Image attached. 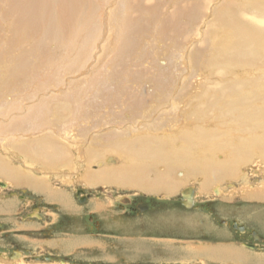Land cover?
Returning a JSON list of instances; mask_svg holds the SVG:
<instances>
[{"label":"rangeland","instance_id":"1","mask_svg":"<svg viewBox=\"0 0 264 264\" xmlns=\"http://www.w3.org/2000/svg\"><path fill=\"white\" fill-rule=\"evenodd\" d=\"M134 1L136 0L107 1L99 13L101 16L99 15L98 22H101L97 24L96 29L88 36L78 38L76 42L79 46L76 48L74 66L76 72L73 74H65L64 69L57 62L41 63L39 66V61L37 63L39 68L32 74L33 76L26 79L25 75L22 77L18 75L19 80H24L22 84L20 83V89L13 90L16 85L10 82L8 76L6 77L0 63V157L9 166L18 167L23 174L27 173V177L31 175L48 179L51 187V192L33 189L0 176V264H138L131 260L133 257L130 256L128 249L130 238L140 242L143 250L149 248L151 252L153 250L163 252L167 249L165 258H172L167 264H239L232 260L219 262L192 257L187 259V262H180L173 258L179 246H193L191 248L193 250L204 242H212L213 245L220 242L222 247L230 243L235 246L242 244L248 257L243 261L239 255L242 264H264V143L259 144L264 142V124L259 123L254 131L249 122H246V117L239 121V115L244 110L247 113H254L257 109L264 108V61L258 59L259 61L256 60L254 64H247V59L242 60L238 57L232 61L233 67L225 70L222 66L224 59L232 52L238 51L240 46L234 47L232 52L230 48H227L226 53L225 50H221L217 58L210 51L211 45L206 48L207 43L211 44L213 39L215 42L217 40L212 36V39L210 38L208 30L211 24L219 25L218 19L214 18L219 10L237 12L241 24L251 19L249 12L248 14L245 12L246 1L197 0L200 13L193 15L194 18L190 14L184 17L185 20L180 22L181 29L176 32L170 29L171 24L159 31L156 23H151L148 17L145 19L140 16L138 8L141 5L144 9L142 5L144 2L148 11L157 9L161 18L172 15L173 19L171 13L175 11L174 5L178 6L183 1L180 0L176 4L173 0H137L140 3L136 1L137 9H134L133 17L130 15L128 17H137L140 23L143 21L141 25L144 27V32L137 34L141 42L139 47L133 43V53L125 57L115 39L118 36V22L122 17L120 11L116 9L120 8V4L127 5L129 2L131 5ZM184 2L190 4L191 0ZM95 4H97L96 0H94ZM1 13L0 7V16ZM174 21L177 23V18ZM8 40L13 41L11 31L4 33L0 25L1 57L4 52L3 42ZM72 45L67 46V49ZM5 49L7 51L5 58L10 54L18 53L10 47ZM68 51L61 50L62 64H68L65 68L67 72L72 66L70 61L67 62V57L70 59ZM114 54L115 64L109 65L108 59L111 61ZM134 55L138 57L137 60ZM79 62L80 65L76 66ZM106 70L116 74L121 84L124 80L125 82L128 80L127 84L120 85L121 94L111 96L109 93L112 89L110 88V92L107 88L102 99L93 96L92 92L83 95L82 98L79 97L80 93L73 95L79 88L74 85L75 83L83 78H95L99 71ZM225 71L229 73L224 74ZM102 83L105 85L104 82ZM37 85L48 88L45 94L40 93L41 97L56 99L49 101L51 109L56 105L54 102L70 103L80 98L84 102V109L94 114L90 118L89 127L86 122L75 119V123L79 122L82 125L77 124L70 130L71 134L65 137L64 142H70L69 149L74 148L72 150L74 170L47 174L40 171L41 168L38 170L36 166L26 164V155L15 152L10 148L11 144H7V141L13 143L14 139L29 142L37 137L33 136L36 131L32 128L33 125L21 129V134L7 126L11 118L16 117V120H20L26 115V112H23L25 107L16 113L11 109L19 108L20 105L17 107L20 103L19 98H33ZM231 86H236L235 94H241L242 100H235L238 106L228 107L222 99H226L225 93L230 94L227 92ZM220 88L224 90H219ZM107 92L109 93L106 95ZM221 95L223 98L217 99L219 102L217 108L212 106L213 98L216 96L220 98ZM157 99H166L165 105L158 107L155 101ZM30 104L26 102V107ZM240 104L245 107H240ZM8 112H11L10 115L7 114ZM160 115L166 117L161 125L157 123ZM146 118L149 120L145 121ZM146 125L150 127L148 126L149 131H144V134L152 132L151 128L161 132L163 125V129L170 134L178 129L212 132L218 136L216 142L218 141L219 144L229 140V145L233 143L232 147H234L237 146L235 143L244 141V144L250 148L247 152L245 150L241 152L243 153L241 158V154L231 152L229 145L230 149H220L214 145L216 151L212 155L213 162L221 164L231 159L229 165L233 172L231 175L226 173L225 176L213 178L208 182L204 175L201 176L200 172L192 173L188 166L171 167L172 177L177 185L173 191L168 192L169 194L159 188L156 192H146L136 187H124L120 183L104 184L100 179L92 182L85 178L106 167L127 165L116 154L110 153L104 155L114 158L116 162L107 163L100 159L89 163L83 157L85 151L93 152L100 145L111 146L116 133L122 134L124 130L125 133L128 131L137 133ZM75 132L82 134L83 137L73 138L77 135ZM226 133H228L227 138H225ZM258 145L261 147L259 148ZM200 146L203 147L204 144ZM245 156L248 158L246 159ZM164 168L163 164L159 167L155 166L151 169V173H161ZM188 198L192 202L187 206ZM100 200L104 206L95 205V202L100 203ZM201 225L208 228L205 233L201 231ZM241 227L244 231L238 230ZM129 233L131 234L128 235ZM253 233L258 238V240L253 238L255 244L244 243L249 240V235L253 237ZM121 245L124 247L123 251L118 249ZM247 245L255 247L251 249ZM179 253L182 255L187 253V257L196 254V252H178V256ZM210 253L218 254V252ZM120 256L122 259L119 261ZM141 264L155 263L152 261Z\"/></svg>","mask_w":264,"mask_h":264},{"label":"bare ground","instance_id":"2","mask_svg":"<svg viewBox=\"0 0 264 264\" xmlns=\"http://www.w3.org/2000/svg\"><path fill=\"white\" fill-rule=\"evenodd\" d=\"M107 1L109 2V0H100V1L96 0L97 4L94 5V0H86V1L84 0H0L1 2L0 7L2 10L0 16V25L4 33L11 31V39H13V41L11 42L10 40L3 42L4 52L2 57L0 55L1 58L0 63L4 73L6 74V77L8 76L9 79H11L10 82L16 85V88H13V90L20 89L19 86H21V84L23 83L22 81L24 79L22 81L19 80L18 75L20 77L25 75L24 78L26 77V79L30 78V76L39 68V66H41L40 65L41 63L57 62L64 69L65 74L67 73L73 74L74 72H76L75 70L76 67H74L76 61V51H77L76 48L79 46V44H77L76 42H78V38L81 39L85 35L88 36V34L91 31L96 29L97 24L101 22V21L98 22V20H100L99 13L101 12L102 7L105 6ZM136 1H134V3L131 5H129V2L127 5L120 4L121 5V6L119 5L120 8H118L119 6H117L118 9H116L118 12L120 11L122 17H120L121 20H119L118 22L119 30L118 31L116 30L118 32V36L116 35L117 37L115 39L118 42L119 48L123 50L125 57L126 55L127 57L131 56V54L133 53V49H132L133 43L136 44L137 47H139L138 45L141 44V42H140V37L137 34L144 32L143 29L144 27H142L141 25L143 21L140 23L139 18L128 17V15L132 16L133 12H135L134 9L136 8V3L137 2L140 3V1L137 2ZM178 1L180 2V0H173L174 3ZM181 1L184 2L186 0H181ZM245 1H246L245 12L247 14L249 12V15L251 17V19L248 22L241 24L242 21L238 18L239 15L237 14V12H231V10L225 11L224 9V10H219L218 12L216 11L217 13L214 16V18L218 19L219 25L216 26L211 24V27L208 30L209 32L208 35L210 36V38L212 36L213 38L215 37L217 40L215 42L213 39L211 41V44L207 43L206 48L207 46L209 47V45H211L212 49H210V51L212 52L213 56L215 55L216 58L220 56L219 52L221 50H225L226 53L227 48H230L232 52V49L234 47L240 46L238 51L236 50L234 53L232 52L231 53L232 55L229 54V56L231 55L230 59L229 56L228 58L224 59L222 66L225 70H228L232 65H234L232 61H235L236 59H238V57H240L242 60L247 59L246 61L247 64H251V63L254 64L255 61L258 59L259 60L263 59L264 61V0H245ZM183 2L179 3L178 6L174 5L176 6L175 11L171 13L173 14V19L171 18L172 15H169L168 18L166 16H163L161 18L160 15H158L157 9L156 11L152 10V12L148 11L147 9H145L147 4H144V2L142 4L144 5V9H142L141 5L139 6L138 9L141 13L140 16L145 17V19H147L148 17V20L151 21V23L153 22L157 24L156 26L159 31L160 30L162 31L164 26L166 27L167 25L171 24L169 25L170 29L172 28L173 31L177 32L179 29H181L180 22H182V20H185L184 17L186 18L190 14L194 18L193 15L200 13L199 12L200 9H198V5H197V0H191L190 4H187L186 2L182 4ZM220 16L222 17L220 18ZM176 18H177L176 21L177 23H175L174 21ZM209 40L210 39H208V41ZM69 45L72 46L69 49H67V46ZM9 47L11 49L13 48V50L17 51L18 53L17 55H13L14 53L12 55L8 54L9 56L5 58V52H7L5 48L8 49ZM134 47L136 48L135 45ZM62 49L64 51L69 50L68 53H70V59L69 57H67V62L70 61L69 63H71L72 66L71 68L68 67L69 68L68 72L65 70L68 64L66 63V65H64L62 64L61 61ZM117 49L115 50L116 52ZM131 50L132 52H130ZM135 56L136 55H134V57ZM114 59H115V54L112 56L111 61L110 59H108L109 65L115 64ZM137 59L138 57L136 56L135 60ZM39 61L40 63H38ZM37 63L39 64V66L37 65ZM78 65H80V62L76 66ZM228 73H229L228 71H225L224 74H228ZM116 76L117 75L116 74L114 75V73L111 70H106L105 72L99 71L95 78L94 77L83 78L81 81L74 84L75 86H79V88L75 90L73 95L80 93L81 95L79 97L82 98L83 95H88L89 92H92L93 96L102 99L104 97L103 95H105L104 91H106L105 89L107 88L110 92H111L110 90L111 88L112 92L111 93L107 92L106 95L108 93L111 94V96L121 94L119 87L120 85L123 86V84H127L128 80H126V82L124 80L123 84H121L122 82L118 81ZM102 82H104L105 85H103ZM261 86H263V84ZM35 87L36 89L34 91L35 93L33 98L31 97L19 98L20 103L17 105V107L20 105L19 108L14 110H12L13 108L11 109L12 112L16 113L25 107L23 109V112L24 113L26 112V115L20 120H16L15 119L16 117L11 118L7 126L11 128V130L14 129V132L21 134L20 133L22 131L21 129L33 125L32 128L36 130L33 136H37V137L34 138L33 141L30 140L29 142L14 139L13 143L7 141V144H11L10 148H12V150H14L15 152L18 151V153L20 152L21 155L22 154L26 155L25 162L29 166H33V167L36 166L38 170L39 168H41L40 171L45 172L47 174H53L52 172H57V171L59 172L61 170H63L62 172L64 173L67 170L73 169L74 167L73 153H72V150L74 148L71 150L69 149L70 142L65 143L64 142L65 137L71 134L70 130L74 128L77 124L82 125V123L79 122L75 123V119H80V121H84L88 125L89 123H91L90 118L93 117L94 114L84 109V102L81 101L80 98L70 103L63 102L62 104H58L57 102H54L56 105H54L53 108L51 109V104L49 103V101H53V100L55 101L56 99L53 98L49 100L46 99L45 97H41V94H45L48 91V88L46 87L44 88L41 85L39 86L37 85ZM234 87L231 86L230 87L231 89L227 88L228 89L227 93L230 94L226 95L225 93L226 99H222L223 98L222 95L220 96V98L216 96L215 98H213L214 101H212L211 105L216 106L217 108V104L219 103L217 99L220 100L222 99V101H225L228 104V107L238 106L235 100L237 101L242 100V96L239 93L238 95L235 94L237 90H234ZM8 88L11 89V87ZM219 90H224V89L220 88ZM155 101L157 103L156 105L159 107L165 105L166 99H162V100L157 99ZM26 102L29 104L30 102H32V104H30L29 107H26ZM118 102H122V101L118 100ZM112 104L115 105L113 102ZM239 106L245 107L242 104H240ZM74 107L76 111L74 110ZM10 113L11 112H8L7 114L10 115ZM243 117H246L247 119L246 122H249V125L252 126V128H254L255 131L256 127L258 128L259 123L264 124V108L257 109L254 113H247L244 110V112H242L239 115V121L240 120L242 121ZM162 118L163 120H161ZM165 118L166 117L162 115L160 119L158 118L157 123L161 125L165 121ZM146 119L145 121L149 120V118L147 120ZM246 119L244 118V120ZM148 126L150 127V125ZM148 126L147 125L146 127L142 126L141 131L139 130L137 133H131L129 131L125 133V130L124 133L122 134L116 133L114 137L115 140L113 141L111 146L100 145L97 149H94L93 152L85 151L83 157L87 159L89 163L100 159H103L104 162L107 163L116 162L114 158H108L105 156L106 153H110V154H116L127 165L125 167L123 166L106 167V169L96 172L97 174L95 173L94 175H88L84 177L86 179L88 178L87 180H91L92 182H95L96 179H100L102 183L104 182V184L120 183V185H123L124 187L125 186L136 187L139 189H143L146 192L147 191L156 192V190L159 191L160 189L162 191H167L168 193L173 191V188H175V186L177 185L176 180L172 177L173 173L171 171V167L174 166H182L183 168H186V166H188L189 170L192 173L200 172L199 174H201V176L204 175V177H206L207 179V182L211 181V179L213 178L220 177L226 173H229L230 175L232 174L231 172H233V169L230 168L231 165H229L231 159L230 160L228 159V161L221 164L219 163L215 164L212 160V155L216 151V149H214L213 146L215 145L220 149L229 148L228 147V145L230 144L229 140H225L224 143L219 144L218 141L216 142V138H218L216 134L212 132L211 133L203 132L200 130L194 131L190 129L189 130L178 129V131L174 130L176 132H172L170 134L168 133L167 130L163 129L164 128L163 125L161 127L162 134H160L161 132H158L157 130L152 128L151 129L149 128L152 132L144 134L143 133L144 131H149ZM179 128H181V126ZM75 134H77L76 135L77 137L73 136V138L74 137L80 138L82 136V134L79 135L80 133L77 132H75ZM227 134L228 133L225 134L226 135L225 138L228 137ZM31 141L35 143L32 144ZM242 142L235 143L237 144V146L234 147H232L233 143H231V145H229L231 147V152H235L236 154H241V152L244 150L245 152H247V149H249L250 147L248 145H245L244 141ZM263 143L264 142H259L260 145ZM200 144H204V146L202 147L200 146ZM260 145H258L259 148L261 147ZM242 154L240 155L241 158L243 157ZM1 159L2 157H0V176L6 177L8 179H12L17 184H23V185L25 184L28 185L29 187H33V189L35 188L43 191L48 190L47 192H51L50 191L51 187L48 179L36 178V177H32L31 175L30 177H27V173L26 174L21 173V170H19L18 167L16 168L14 166L11 167L5 161H3V159L2 160ZM161 164H163L165 167L164 171L161 173L159 172L152 174L151 169L155 166L159 167V165ZM30 168L31 167H29V169Z\"/></svg>","mask_w":264,"mask_h":264},{"label":"crops","instance_id":"3","mask_svg":"<svg viewBox=\"0 0 264 264\" xmlns=\"http://www.w3.org/2000/svg\"><path fill=\"white\" fill-rule=\"evenodd\" d=\"M100 204L104 206V203L102 201L100 203L95 202L96 206H101ZM200 229L204 233L206 232V230H208L207 227H203L202 225L200 226ZM130 234L131 233H129L128 235ZM152 240H157V239L152 238ZM213 244L214 243L212 242L211 243H206V242L200 243L199 244L200 246L194 247L195 249L193 248V250L191 249L193 246H187V247L179 246L178 251H175L173 258H175V260L180 261V262H183V261L187 262V259L194 257L196 259L201 258L202 260L206 259L209 261L211 260V261H219V262H228L232 260V262H238L239 264H242L241 262L242 259L243 261L248 259V257L246 256L247 254H245V250H243L244 248L241 246L242 244H238L235 246L233 243L232 244L230 243L229 245H223V247L220 246V242H218L216 245H213ZM128 246H129L128 249L131 253L130 256L133 257V259L131 260H134L138 264L152 262V261L155 264H167L172 259V258H168V259L165 258L167 249L164 250L165 252L164 251L155 252V250L151 252V249L149 248H145V250H143V247L140 244V242H136L131 238L128 241ZM118 249L123 251L124 247L121 245ZM143 252H146V254H144ZM168 252H170V250ZM178 252H196V254L193 255L191 253L192 255H189V257H187L186 256L188 255L187 253H185L184 255L179 253V256H178ZM210 252H218V254L216 253L211 254ZM239 255L242 257V259L240 258ZM118 259L120 261L122 259V256H120V258Z\"/></svg>","mask_w":264,"mask_h":264},{"label":"water","instance_id":"4","mask_svg":"<svg viewBox=\"0 0 264 264\" xmlns=\"http://www.w3.org/2000/svg\"><path fill=\"white\" fill-rule=\"evenodd\" d=\"M187 202H188V204H187V206L189 205V203L190 202H192V200L190 199V198H188L187 199ZM238 230H240V231H244V229L241 227V228H239ZM253 238L255 239V240H258V238L256 237V234L255 233H253ZM260 241L262 240V239H259ZM247 247L248 248H251V249H254V245H247Z\"/></svg>","mask_w":264,"mask_h":264},{"label":"flooded vegetation","instance_id":"5","mask_svg":"<svg viewBox=\"0 0 264 264\" xmlns=\"http://www.w3.org/2000/svg\"><path fill=\"white\" fill-rule=\"evenodd\" d=\"M247 234V233H245ZM248 235V234H247ZM256 241L253 240V237L251 235H249V240L247 242H244V243H247V244H255ZM264 245V244H263Z\"/></svg>","mask_w":264,"mask_h":264}]
</instances>
